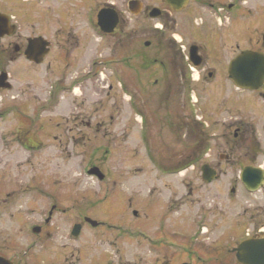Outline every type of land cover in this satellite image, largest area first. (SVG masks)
<instances>
[{
    "label": "flooded vegetation",
    "instance_id": "1",
    "mask_svg": "<svg viewBox=\"0 0 264 264\" xmlns=\"http://www.w3.org/2000/svg\"><path fill=\"white\" fill-rule=\"evenodd\" d=\"M133 1L0 0V90L12 88L10 80L18 66V74L24 70L42 69L45 77L59 80L55 88L48 87L34 94L41 102L42 111H49L53 114L52 118L41 120L20 103L16 106L18 114L22 115L20 112L23 108L27 112L23 113L24 119L17 122L18 127L13 131L19 143L35 140L48 142L47 138H52L66 144L92 145L101 140L103 129V136L108 137L114 126V115L111 114L108 120L103 119L96 100L88 104L85 100L79 105V109L69 110L64 93L74 92L76 82L66 85L64 83L71 72H74L75 78L81 74L82 83L91 90L90 96L98 95L101 74L96 68V54L102 42L101 38L117 35V40L125 45L126 52L132 51L127 33L128 24L123 23V17L128 11L132 13ZM252 2L253 0H188L180 10H174L166 1L161 0V7L158 8L161 10L159 17L163 24L154 31L157 37L156 55H161V58L143 55V61L146 69L152 68L151 72L157 74L154 83L160 82L162 87L156 91L145 88L143 107H139L138 89L131 86L133 79L119 77L116 85L110 83L108 86V95L115 91L114 104L117 107L123 104L122 95L125 92L129 95L127 104L124 105L127 111L141 115L139 133L150 158H157L160 154L150 144H156L157 140L178 143L182 128L190 127L188 135L193 142V169H198L196 175L202 179V186L218 181L223 175L233 174L238 190L241 191L242 186L246 188L241 181L244 168L262 166L259 160L264 155L263 143L257 134V128L246 121V114L243 112L253 100L262 99L264 102V85L257 90L236 87L228 73L231 60L239 57L241 62L243 51L264 52V34L261 39L254 32L248 39L251 46L244 45L247 32L246 15L248 11L256 10ZM153 8L154 6L146 9L149 16ZM102 10H107L118 18L112 32L103 31L99 24L98 16ZM89 15L93 17L90 21L87 20ZM257 28L260 32L259 27ZM89 29L93 32V40L86 35ZM81 34L82 37L79 38ZM229 34L236 37V51L231 57L224 51ZM150 43L146 46L149 47ZM122 59L127 67L132 65L129 56L123 58L122 55ZM112 62L119 64L114 58ZM4 77L6 78L3 79ZM224 80L230 82L234 88L223 87L226 86ZM197 86L200 88H196ZM246 91L253 92L254 95ZM182 92L186 102L182 101ZM187 104L188 112L182 111L181 108ZM35 130H42L43 134L33 133ZM197 164L200 167L197 168ZM95 166L97 165L92 164L86 169L88 177L98 182L107 181V173L102 170V174H89L90 170L96 171ZM203 168L208 172H215L216 178L212 182L205 181ZM175 171L171 169L167 173L172 174ZM232 189L236 193L237 187ZM125 201L128 203L125 210L130 213L131 220L142 221V217L147 214V203L141 201L143 204L135 206L134 201ZM135 202L138 205L140 203ZM61 203L58 200L47 201L45 214L40 217H25L17 214V210L8 212L12 207L9 205L1 207L0 264H140L141 260L126 261L119 248L108 252L106 248L82 250L76 256L72 253V262L66 245L64 252L53 254L50 247L56 234L78 241L87 231L94 238L104 233L112 234V239H109L110 246L128 235L137 239L145 238L151 249L158 251L154 264H196L198 260L197 251L192 245L184 253L187 258L182 260L181 244L177 241L179 232L172 228L166 231L162 224H159L161 231L158 237L147 232L146 224L129 223L127 226L140 233L134 236L125 233L123 226L115 222L85 214L70 227H62L67 221L62 220L60 226L55 220L58 213L65 212V206L60 205ZM176 203L180 207L182 201ZM192 204L196 213L205 208L203 205L197 207L196 201H192ZM17 205L16 203L14 207ZM33 207L27 205L25 211L33 214ZM203 219L206 220L205 217ZM201 225L200 228L203 227ZM216 226L217 223L213 227ZM204 229L208 231V228H203V232ZM247 237L264 238V229L244 232L241 240ZM233 250L236 257L235 249ZM219 255L210 264H239L237 257V263H230L227 253L221 252Z\"/></svg>",
    "mask_w": 264,
    "mask_h": 264
},
{
    "label": "rangeland",
    "instance_id": "2",
    "mask_svg": "<svg viewBox=\"0 0 264 264\" xmlns=\"http://www.w3.org/2000/svg\"><path fill=\"white\" fill-rule=\"evenodd\" d=\"M141 1L144 7L140 14L135 15L128 11L123 17V23L128 24V39L132 45L130 53L117 40V35L101 38L102 42L96 54V68L101 74L98 95L90 96L91 90L82 83L81 74L75 78L74 72H71L64 83L66 85L76 82L74 92L64 93L69 110L79 109V105L85 100L86 104L96 100L103 119L108 120L111 114L114 115V126L108 137L103 136V129L101 140L92 145L66 144L52 138H47L48 142L35 140L19 143L13 131L18 127L17 122L24 119L23 113L27 112L23 108L20 112L22 115L18 114L16 106L20 103L38 119L52 118L53 114L49 111H42L41 102L34 94L48 87L55 88L59 80L45 77L42 69L24 70L18 74V66L10 80L12 88L0 90V209L9 205L12 207L8 212L17 210V214L25 217H40L45 214L47 201L58 200L62 202L60 205L65 206V212L58 213L55 218L60 226L64 220L67 221L62 227H70L85 214L115 222L123 226L125 233L134 236H138L139 231L127 225L146 224L147 232L158 237L161 231L159 224H162L166 231L172 228L179 232L177 241L181 244L182 260L187 258L184 253L192 245L198 254L196 264H210L220 257L221 252L227 253L230 263H237L233 249L236 252L244 232L264 229V189L250 192L242 186L239 191L233 174L223 175L218 181L202 186V179L196 175L198 169H193V142L189 140V126L182 128L178 143L157 140L156 144H150L155 152H160L157 158H150L139 133L141 115L132 114L124 106L129 95L124 92L123 104L117 107L114 104L115 91L111 95L107 94L109 84L116 85L119 77L133 79L131 86L138 89V105L143 107L144 89L151 88L156 91L162 87L160 82L154 83L158 76L151 72L152 68L146 69L143 61V55L161 58V55H156L157 37L154 31L163 22L160 17L151 18L146 12L149 7H161V0ZM251 4L256 10L248 11L246 15V47L251 46L248 39L254 32L261 39L264 34V0H253ZM173 16H176L175 13ZM92 18L87 16L88 21ZM87 32L86 35L93 40L92 30ZM81 37L82 34L79 35ZM234 38L236 37L233 34H229L225 43L224 51L228 57L236 51ZM147 41L151 42L149 47L146 46ZM122 55L123 58L129 56L132 63L130 67L124 64V59L121 60ZM112 58L118 60L119 64H114ZM223 82L226 84L223 87L234 88L230 82ZM246 93L254 95L250 91ZM15 96L17 97L14 98ZM185 99L182 92V101L186 102ZM181 110L188 112L189 105ZM243 113L246 114V121L257 128V134L264 146V102L262 99L251 101ZM33 133L43 134L42 130H35ZM259 163L264 166V155ZM92 164L107 173V181L98 182L88 177L85 171ZM198 167L200 165L197 164ZM171 169L176 171L168 174L167 171ZM235 186L236 193L231 191ZM125 200L134 201L135 206L143 204L141 201L147 203V214L142 217V221L131 220L130 213L125 210L128 204ZM135 201L140 202L139 205ZM178 201H182L180 207L176 203ZM192 201H196L197 207L203 205L205 208L196 213ZM16 203L19 206L14 207ZM27 205L34 206L35 213H27ZM88 205L93 207H83ZM215 223L216 228L213 227ZM203 228H208V231L204 229L203 232ZM112 237V234L104 233L94 238L87 231L82 239L71 241L56 234L50 248L53 254H57L64 252L66 245L69 248L70 261L73 259L72 253L76 256L82 250L106 248L108 252L119 248L126 261L141 260L140 264H154L158 251L151 249L145 238L137 239L128 235L110 246L109 239ZM22 240L24 241L23 238Z\"/></svg>",
    "mask_w": 264,
    "mask_h": 264
},
{
    "label": "water",
    "instance_id": "3",
    "mask_svg": "<svg viewBox=\"0 0 264 264\" xmlns=\"http://www.w3.org/2000/svg\"><path fill=\"white\" fill-rule=\"evenodd\" d=\"M172 9L180 10L188 0H164ZM131 10L134 14H139L142 10L141 1L131 2ZM161 10L157 7L153 8L150 16L158 17ZM99 24L105 32H112L117 24L118 18L108 12L102 10L99 13ZM149 45V42L146 43ZM229 77L233 83L245 89H258L264 84V52L245 50L241 53L240 58H234L229 64ZM4 77L3 79H5ZM204 178L206 181H212L213 172L203 168ZM96 171H91L94 173ZM264 170L259 167L249 166L242 172V180L251 191L259 189L263 185ZM79 225L77 226V231ZM237 259L240 264H264V238H246L239 243L236 248Z\"/></svg>",
    "mask_w": 264,
    "mask_h": 264
},
{
    "label": "bare ground",
    "instance_id": "4",
    "mask_svg": "<svg viewBox=\"0 0 264 264\" xmlns=\"http://www.w3.org/2000/svg\"><path fill=\"white\" fill-rule=\"evenodd\" d=\"M264 168V167H263Z\"/></svg>",
    "mask_w": 264,
    "mask_h": 264
}]
</instances>
